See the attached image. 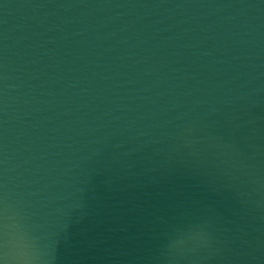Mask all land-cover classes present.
Returning <instances> with one entry per match:
<instances>
[{
    "label": "water",
    "instance_id": "95a60500",
    "mask_svg": "<svg viewBox=\"0 0 264 264\" xmlns=\"http://www.w3.org/2000/svg\"><path fill=\"white\" fill-rule=\"evenodd\" d=\"M0 264H264V0H0Z\"/></svg>",
    "mask_w": 264,
    "mask_h": 264
}]
</instances>
